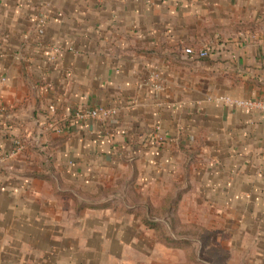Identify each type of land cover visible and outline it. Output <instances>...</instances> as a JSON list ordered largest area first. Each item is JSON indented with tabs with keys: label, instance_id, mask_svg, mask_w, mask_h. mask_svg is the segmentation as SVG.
<instances>
[{
	"label": "crops",
	"instance_id": "obj_1",
	"mask_svg": "<svg viewBox=\"0 0 264 264\" xmlns=\"http://www.w3.org/2000/svg\"><path fill=\"white\" fill-rule=\"evenodd\" d=\"M246 98L264 0H0V150L22 147L0 160V264L119 260L113 200L88 193L120 174L192 207L226 264H264V111L227 101ZM98 106L117 113L78 116Z\"/></svg>",
	"mask_w": 264,
	"mask_h": 264
},
{
	"label": "rangeland",
	"instance_id": "obj_2",
	"mask_svg": "<svg viewBox=\"0 0 264 264\" xmlns=\"http://www.w3.org/2000/svg\"><path fill=\"white\" fill-rule=\"evenodd\" d=\"M127 178V175L122 177L120 174L117 182L109 188L93 189L88 193V197L113 200L106 208L113 210V217L118 218L111 221L105 214L102 223L109 240L105 242L109 250L119 255V260L106 254L101 259L98 254L96 264L102 260L103 264H226L229 254L211 244L212 233L206 227L207 220L190 221L192 207L173 205L170 192L165 204L147 205L156 196H163L164 191L139 193ZM73 192L78 193V190ZM201 211L205 213L206 209ZM178 216L184 218V222ZM146 220L151 224L145 223ZM115 238H121V243L110 242Z\"/></svg>",
	"mask_w": 264,
	"mask_h": 264
},
{
	"label": "built area",
	"instance_id": "obj_3",
	"mask_svg": "<svg viewBox=\"0 0 264 264\" xmlns=\"http://www.w3.org/2000/svg\"><path fill=\"white\" fill-rule=\"evenodd\" d=\"M186 53L189 55H198L200 58H205L208 55L207 50L205 48L199 49V50H196L193 48H188V49H186ZM151 85L156 90H163L164 89V84H163L159 74H157V73H155L153 75ZM227 101L234 103L237 106H239V107H241L247 111H250V112L264 111V98H246V99H238V100L227 99ZM116 113H117V110L114 108H107L105 106H98V107L83 111L81 113H78V116L82 119L83 118L107 119V118L115 116ZM21 150H22V147H16L10 154H4L2 152V150H0V160L6 159L9 156L11 157Z\"/></svg>",
	"mask_w": 264,
	"mask_h": 264
},
{
	"label": "trees",
	"instance_id": "obj_4",
	"mask_svg": "<svg viewBox=\"0 0 264 264\" xmlns=\"http://www.w3.org/2000/svg\"><path fill=\"white\" fill-rule=\"evenodd\" d=\"M17 145H23V144H17ZM145 223H147V224H151V221L146 220Z\"/></svg>",
	"mask_w": 264,
	"mask_h": 264
}]
</instances>
